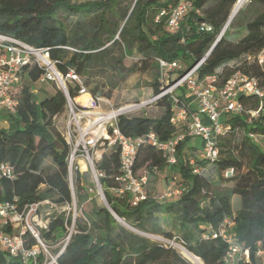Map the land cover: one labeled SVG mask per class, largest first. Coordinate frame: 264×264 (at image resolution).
<instances>
[{"label": "trees", "instance_id": "obj_1", "mask_svg": "<svg viewBox=\"0 0 264 264\" xmlns=\"http://www.w3.org/2000/svg\"><path fill=\"white\" fill-rule=\"evenodd\" d=\"M175 0H92L81 3L69 0H0V33L9 34L25 43L48 52L60 72L73 69L83 85L95 83L93 96L103 84L118 90L128 73L127 58H136L133 67L147 71L154 69L152 92L159 91L158 66L155 57L166 60L182 59L187 67L199 61L210 49L198 71L199 79L218 72L223 82L236 70L258 78L264 89V68L253 58L264 48V0H248L228 22L237 0H194L199 13L191 11L185 18L184 31L168 33L163 24L153 22L161 7ZM60 13L79 15L73 26L66 28ZM211 30L201 29V24ZM242 56L252 57L240 65L229 67L231 61ZM221 69V71H218ZM18 84V106L7 115L8 130L0 129V162L14 168L12 179H0V202L13 201L19 206L49 199L62 205L72 200L67 180L68 145L63 137L55 140L52 133L55 119L67 111L64 93L59 89L34 98L33 86L43 70L35 62L23 69ZM78 85H69L71 99L78 94ZM79 98H87V95ZM239 101L246 110L260 105L258 98L242 94ZM163 108L157 117L119 115L117 125L127 136L155 132L161 140L172 137L179 128L171 122L168 99L158 101ZM222 120L229 125L217 143L219 156L207 164L203 152L197 153L186 138L177 148V162L166 166L162 153L147 144L138 150L134 170L137 175H149L156 169H170L181 178L186 189L170 201L160 203L148 197L131 207L126 198L116 197L107 188L116 185L119 173V153L113 147L101 155L96 168L103 172L99 183L104 197L113 211L125 223L144 232L166 235L156 222L159 211L171 216L177 224L186 249L198 256L203 264H224L222 257L228 248L223 238L205 237L208 226L217 227L225 217L233 218L236 240L249 249V261L241 264H260L255 255L257 244L264 248V151L249 134H264V98L257 116L249 113L227 115ZM225 135L228 137L224 139ZM222 141H225L224 143ZM224 147V149H223ZM189 151L182 158L183 150ZM194 151V152H193ZM203 171L193 172L188 158ZM49 164H46V161ZM245 160L248 161L245 166ZM209 166H217L223 177L234 181V186L219 189L207 175ZM232 168V175L225 170ZM79 172L75 182L79 185ZM240 197V207L233 212L231 198ZM78 195V205L87 200ZM85 220L75 223V233L58 258L59 264H191L173 247L160 241L150 243L118 224L106 207L92 201ZM64 232L63 217L58 216L43 232L45 240H54ZM134 255V259H131ZM133 260V262H132ZM0 264H16L0 252Z\"/></svg>", "mask_w": 264, "mask_h": 264}, {"label": "built area", "instance_id": "obj_2", "mask_svg": "<svg viewBox=\"0 0 264 264\" xmlns=\"http://www.w3.org/2000/svg\"><path fill=\"white\" fill-rule=\"evenodd\" d=\"M191 11L199 13V9L194 6V0H175L172 5L159 8L153 22L162 23L168 33H176L182 30V24ZM200 27L206 31L211 30V26L205 23ZM208 55L209 50L191 67H187L185 62L178 59L166 60L155 57L159 71V91L146 101L128 104L119 109H114L108 102L110 108L104 110L101 107V98L87 91L73 69L60 72L45 49L25 43L15 36L0 33V112L6 115L16 112L18 106L16 89L24 74V67L33 62L43 70L36 83L53 82L66 97L68 120L63 139L69 150L66 159L67 180L72 197L70 202L62 205L49 199L26 203L23 206L18 205L16 198L13 201L0 202V252L16 264H59V256L76 231L75 210L69 214L70 208L74 206L73 175L79 171L81 167L79 164H84L98 185L99 194L106 201L99 183L103 172L96 168V163L104 152L113 147H116L119 153V173L115 177L116 185L107 189L116 197L126 198L131 207L145 201L150 192L149 175H137L134 170L136 156L141 146L149 144L160 150L166 166H170L177 162L178 146L186 138L198 137L203 146L204 159L207 164H213L219 156L217 143L229 129L228 123L222 118L242 113H249L250 117L258 116L264 89L257 77L241 70L234 71L223 82H219L218 72L199 79L197 75L199 68ZM251 58L247 57L249 60ZM253 59L264 68V48ZM71 84L78 85V94L73 99L68 94V86ZM242 94L258 98L260 101L258 108L246 110L239 101ZM83 95H87V98L78 102L77 98ZM164 98L168 99L171 105V122L179 128L172 137L161 140L153 131L138 136H127L119 130L117 125L119 115H125L141 104L158 103ZM249 136L252 138L254 135ZM97 145L102 147V151L94 159L91 152ZM188 163L193 172L204 170V167L195 166L192 157L188 158ZM224 174L232 175V168L225 170ZM13 177V166L8 162H0V179ZM185 189L183 182H171L160 196L152 198L176 199ZM45 205L66 207L67 213L43 218L41 212ZM58 216L63 217V235L54 240H45L43 232L49 230L50 222ZM233 225V218L225 217L217 227L208 226L204 234L205 237H221L228 244L222 257L224 264H241L249 261V249L236 240L232 231ZM160 240L164 244L175 243L181 247L184 245L183 240L177 237ZM255 255L259 258L260 264H264V248L259 243Z\"/></svg>", "mask_w": 264, "mask_h": 264}, {"label": "rangeland", "instance_id": "obj_3", "mask_svg": "<svg viewBox=\"0 0 264 264\" xmlns=\"http://www.w3.org/2000/svg\"><path fill=\"white\" fill-rule=\"evenodd\" d=\"M69 1L73 2V1H83V0H69ZM247 2L248 0L245 1L239 7V9L243 8ZM232 10H231V14H232ZM59 18L63 22L64 26L66 28H69L74 25L77 19H80V16L60 13ZM183 28H184V31H186L187 26L185 22L183 24ZM246 58L247 57L242 56L241 60L231 61L228 63V66L235 67L237 65H240L242 62L246 60ZM178 60L183 61L182 59H178ZM135 62H136V58H127L124 65L127 69H131L132 71H130L129 73L127 71V76L122 81L120 89L109 90L107 86H104L103 84L98 86V89L101 92L96 93V94L98 95V97L101 98L102 109L106 110L110 108L108 105V102L114 109H119L128 104L141 103L143 101H146L153 95L152 83L155 79L154 69H149L147 71L139 70L137 67L135 68L133 67ZM218 71H221V69H219ZM85 87L87 91L90 93L91 89L95 87V83L93 81H90L88 84H85ZM55 89H57V85L55 83L44 81V82L36 83L33 86L32 91L34 93V98L37 99L38 97H42V95L45 92H52ZM85 99L86 98H77L78 102L84 101ZM162 110L163 108L158 103L141 104L135 110L125 113V115L157 117L161 114ZM67 114H68V111H65L63 114H61L55 119L54 127L52 128V133L56 141L59 140L61 137H63L64 129H65V126L68 120ZM255 118H257V116ZM5 119H7V115L4 114L3 112H0V129L2 130H8L10 128L9 122ZM227 137L228 136L225 135L224 139H226ZM251 139L254 141V143H256L264 151V134L257 133ZM190 141L195 146H197L199 150H202L203 146H202L200 138L193 137L189 140V142ZM222 142L224 143L225 141H222ZM101 151H102V147L97 145L95 146L93 152H91L92 153L91 155L93 156L94 159H96V157L101 153ZM188 151L189 149L183 150L181 157L182 158L186 157L184 155H186ZM49 163L50 162L47 160L46 164H49ZM244 163L246 166L248 161L245 160ZM79 166H81L78 171L79 177H80L79 185H77V183L74 180L75 178V174H74L73 183H72V187L74 191L73 192L74 206L70 208V212H69V214L71 215V212L75 210L76 222H81L82 220H85V217L88 215V209H89L88 207L91 206L90 201H92L97 207H105L104 199L99 194V187L94 182L92 175L87 169H85L84 164L80 163ZM167 168L168 167H165L164 169H156L150 173V179H149V182H150L149 197L150 198H152V196L153 197L160 196L163 193V191L167 188L168 182L173 181V180L175 182L181 181V178L179 177V175L173 172L174 169L172 171ZM206 173L213 180V182L216 184L217 188L219 189H228L234 186V181L225 179V177H223L221 172L218 170L217 166H209L206 169ZM78 195H86L88 198L87 200H90V201H87V202H84L83 204L78 205L77 203ZM172 200H174V198L157 199V201L160 203L170 202ZM240 202L241 201H240L239 195L234 194L232 196L233 209L238 208L240 206ZM66 213H67L66 207L61 208V207H55L53 205H45L42 208L41 216L43 218H46V217H54L56 215H64ZM155 216H156L157 224L161 226L164 230L170 232L172 238L176 236H181L180 232L178 231L177 224L171 219L170 215H167L166 213L159 211L158 213L155 214ZM116 221L118 224L122 225L128 231L134 233L135 235L139 237L145 238L150 243H156L157 241H161L160 240L161 238H167L166 235L144 232L140 229H137L134 226L128 225L127 223H125V221H122V223L118 219H116ZM172 238H169V239H172ZM175 242L177 243V241ZM166 245H169L173 247L174 249H176V247L172 244L166 243ZM183 248L186 249V246H183ZM128 258H130V261H131V259H134V255H131Z\"/></svg>", "mask_w": 264, "mask_h": 264}, {"label": "bare ground", "instance_id": "obj_4", "mask_svg": "<svg viewBox=\"0 0 264 264\" xmlns=\"http://www.w3.org/2000/svg\"><path fill=\"white\" fill-rule=\"evenodd\" d=\"M247 0H239L235 3L234 8L232 10V14L231 16H233L237 10L239 9V7ZM173 245L176 247V249L179 251V253L185 258L187 259L190 263L192 264H203L202 260L194 255L192 252L188 251L187 249L173 243Z\"/></svg>", "mask_w": 264, "mask_h": 264}, {"label": "water", "instance_id": "obj_5", "mask_svg": "<svg viewBox=\"0 0 264 264\" xmlns=\"http://www.w3.org/2000/svg\"><path fill=\"white\" fill-rule=\"evenodd\" d=\"M237 1H239V0H237ZM237 13V12H236ZM235 13V14H236ZM234 14V15H235ZM233 15V16H234ZM233 16H230L229 17V19H228V22L233 18ZM213 46H214V44L210 47V49H209V53H210V51L212 50V48H213ZM104 203H105V207L107 208V210L111 213V215L113 216V217H115L116 219H118L121 223H122V221H123V219H121L114 211H113V209L111 208V206L104 200ZM187 260V259H186ZM188 261V260H187ZM189 262V261H188Z\"/></svg>", "mask_w": 264, "mask_h": 264}, {"label": "crops", "instance_id": "obj_6", "mask_svg": "<svg viewBox=\"0 0 264 264\" xmlns=\"http://www.w3.org/2000/svg\"><path fill=\"white\" fill-rule=\"evenodd\" d=\"M86 1H92V0L73 1V2H75V3H81V2H86ZM78 98H79V97H78ZM188 145H190V146L194 149V151H196L197 153L202 152V150H199V149L197 148V146H195L191 141L188 142ZM149 179H150V174H149ZM171 182H175V181H174V180H173V181H170V182H168V184L171 183ZM168 184H167V185H168ZM231 203H232V198H231ZM239 207H240V206H239ZM239 207L233 209V206H232V210H233V212H235L236 210H238Z\"/></svg>", "mask_w": 264, "mask_h": 264}]
</instances>
